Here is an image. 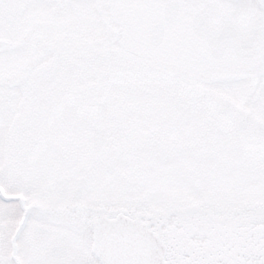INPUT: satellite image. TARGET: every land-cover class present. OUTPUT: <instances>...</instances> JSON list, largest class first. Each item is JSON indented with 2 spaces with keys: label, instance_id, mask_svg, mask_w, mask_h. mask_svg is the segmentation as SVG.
<instances>
[{
  "label": "snow or ice",
  "instance_id": "snow-or-ice-1",
  "mask_svg": "<svg viewBox=\"0 0 264 264\" xmlns=\"http://www.w3.org/2000/svg\"><path fill=\"white\" fill-rule=\"evenodd\" d=\"M0 264H264V0H0Z\"/></svg>",
  "mask_w": 264,
  "mask_h": 264
}]
</instances>
